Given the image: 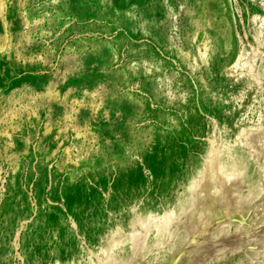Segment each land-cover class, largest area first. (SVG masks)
<instances>
[{
    "label": "rangeland",
    "instance_id": "rangeland-1",
    "mask_svg": "<svg viewBox=\"0 0 264 264\" xmlns=\"http://www.w3.org/2000/svg\"><path fill=\"white\" fill-rule=\"evenodd\" d=\"M0 264H264V0H0Z\"/></svg>",
    "mask_w": 264,
    "mask_h": 264
},
{
    "label": "bare ground",
    "instance_id": "bare-ground-1",
    "mask_svg": "<svg viewBox=\"0 0 264 264\" xmlns=\"http://www.w3.org/2000/svg\"><path fill=\"white\" fill-rule=\"evenodd\" d=\"M240 62V61H239ZM207 177V180H211L212 178H214V177H212V176H206ZM223 180V179H222ZM227 180V179H226ZM225 181V180H224ZM213 183V182H212ZM212 185V184H211ZM209 187V186H208ZM221 187V186H220ZM211 188V187H210ZM220 189V188H219ZM242 189V188H241ZM212 193V192H211ZM214 194V193H213ZM220 194V193H219ZM215 195H217V194H215ZM226 195V194H225ZM230 195V194H229ZM219 196V195H218ZM216 197V196H215ZM224 197V196H223ZM215 199V198H214ZM209 200H212V199H210L209 198ZM233 203V202H232ZM212 204V203H211ZM208 205V204H207ZM212 207V206H211ZM232 207H233V205H232ZM211 210V209H210ZM209 211V210H208ZM231 216V215H230ZM229 219V218H228ZM192 251V250H191Z\"/></svg>",
    "mask_w": 264,
    "mask_h": 264
}]
</instances>
